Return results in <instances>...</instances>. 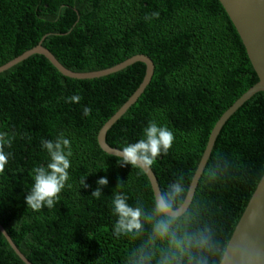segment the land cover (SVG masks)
Wrapping results in <instances>:
<instances>
[{
  "label": "trees",
  "instance_id": "16d2710c",
  "mask_svg": "<svg viewBox=\"0 0 264 264\" xmlns=\"http://www.w3.org/2000/svg\"><path fill=\"white\" fill-rule=\"evenodd\" d=\"M154 12L159 17L145 19ZM40 41L74 72L106 69L136 54L150 57L149 83L105 141L117 149L135 143L152 121L171 130L173 145L151 170L160 192L177 182L184 188L176 208L212 127L258 81L218 0H0V66ZM144 74L145 64L137 61L108 75L71 78L39 53L0 72V133L12 138L0 173V225L32 264H159L170 248L167 240L151 239L154 219L142 218L139 232L114 234L115 193L148 215L155 199L140 167L121 166L97 143L100 127ZM72 95L80 102L68 101ZM60 135L71 143L69 179L54 207L32 210L25 202L32 169L49 160L41 142ZM263 171L264 91H258L219 130L191 202L174 224L178 235L211 234V247L190 249L181 264H219ZM101 177L109 183L96 198L91 193ZM0 264H26L1 232Z\"/></svg>",
  "mask_w": 264,
  "mask_h": 264
},
{
  "label": "water",
  "instance_id": "95a60500",
  "mask_svg": "<svg viewBox=\"0 0 264 264\" xmlns=\"http://www.w3.org/2000/svg\"><path fill=\"white\" fill-rule=\"evenodd\" d=\"M218 1L224 8L240 36L248 58L258 77V81L242 93V95L221 114L212 127L207 144L192 176L184 200L181 205L177 207L182 210L181 214L186 211L191 202L198 179L209 157L215 138L225 121L253 94L258 91H264V0ZM34 53H39L45 56L64 76L77 79L95 78L108 75L137 61L145 64V74L141 83L124 104L100 127L97 134V143L104 152L112 155L113 152L120 150L108 145L105 141V135L107 130L137 100L146 85L149 83L153 72V62L150 57L144 54H136L106 69L91 72H74L60 64L53 54L41 45L40 41L31 49L24 51L19 56L1 65L0 72L8 69L17 62L28 58ZM142 170L150 182L154 199L156 201L157 195L160 193L156 177L151 169L148 171L144 169ZM0 232L4 235L9 245L21 260L26 264H32L19 251L1 225ZM219 264H264V171L241 213L229 240L227 241Z\"/></svg>",
  "mask_w": 264,
  "mask_h": 264
},
{
  "label": "clouds",
  "instance_id": "9594fccd",
  "mask_svg": "<svg viewBox=\"0 0 264 264\" xmlns=\"http://www.w3.org/2000/svg\"><path fill=\"white\" fill-rule=\"evenodd\" d=\"M151 17H159L158 12H154ZM68 101L79 103L81 97L72 95ZM91 113L90 107H84L83 115ZM174 133L166 126H158L155 121L149 123L143 130V138L135 143H129L120 150L112 153L118 158L121 166L131 164L133 167H140L146 171L151 169L154 161L162 153L167 154L174 142ZM42 147L47 150L49 160L46 165H40L32 169L33 186L25 197V202L32 210H40L45 205L51 209L59 194L64 189L69 179V169L71 167L70 157L72 149L70 140L60 135L56 139H43ZM12 138L6 133H0V173L4 172L8 164L10 153L5 152V146L11 147ZM109 183L106 177H101L97 181L98 187L91 193L93 197L99 198L102 188ZM84 188L89 187L86 177L81 178ZM71 187V185H69ZM184 193V188L177 182L171 185L168 192H160L155 201V207L151 215L146 214L139 206L133 207L128 201V196L121 192L114 194L112 205L113 212L118 219L114 226V234L119 237L121 233L139 232L143 228L142 218L154 219L152 227V240H167L170 248L161 258L159 264H181V258L192 248L205 249L211 247V234L205 232L184 233L178 235L174 224L181 216V209L174 207L178 197ZM141 258H146L143 250H140ZM194 259V257H189Z\"/></svg>",
  "mask_w": 264,
  "mask_h": 264
}]
</instances>
